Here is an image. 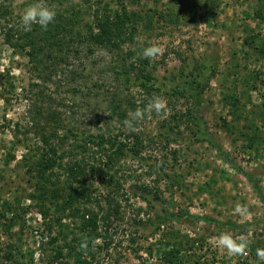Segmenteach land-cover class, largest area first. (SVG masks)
Returning <instances> with one entry per match:
<instances>
[{
	"label": "rangeland",
	"instance_id": "374dc122",
	"mask_svg": "<svg viewBox=\"0 0 264 264\" xmlns=\"http://www.w3.org/2000/svg\"><path fill=\"white\" fill-rule=\"evenodd\" d=\"M22 1L10 0L19 19L28 7H22ZM96 1L117 6L116 0L37 3L62 12L84 9L89 4L95 7ZM257 1L217 0L213 4L212 0H125L128 9L143 15V22L134 43L121 46L119 57L128 58V51L140 47H158L159 53L150 61L158 77H164L167 83L181 69L187 74L193 67L201 68L205 83V73L212 71L205 67H214L200 109L202 127L215 146L208 140H198L180 125L181 133L174 134V140L163 147L164 141L157 136L158 126L171 109L162 115L151 105L149 110L154 113L149 111L137 129L143 138L155 137L158 142H144L142 161L126 159L120 163L118 173L125 177L121 180L123 194L117 197L120 216L111 219L109 225L100 223L93 243L96 264H167L162 256L167 240L161 241L160 235L170 229L196 238L191 248H187L190 244L183 247L182 264H264L257 255L258 250H264V202L243 175H252L264 198V57L243 44L250 33L264 38V21L253 15ZM205 6L209 13L203 10ZM146 15L151 20L145 27ZM83 19H88V14H83ZM2 26L0 20V264H72L70 258L51 262L53 245L60 240L48 244L47 239L55 235L57 227L52 226L49 232L37 209L29 206L31 179L25 170L29 156L23 155L30 153L28 145H35L38 139L33 132L23 131L29 120L28 97L38 92V105L53 110L54 116L65 119L66 124L94 133L103 129L109 92L115 85L110 67L119 59L118 50L92 46V52H87L82 47L79 56L64 61L50 59L49 66L36 69L35 62L23 52L4 43ZM32 83L37 86L31 92ZM130 91L135 94L136 89L131 87ZM233 99L242 117L238 120L230 112ZM161 102L163 106L164 100ZM185 107L186 100H177V109L183 111ZM115 121H110V128L117 127ZM254 125L257 140L254 148H248L239 134L243 127ZM148 164L160 166L162 175L157 182ZM135 183H143L150 191ZM94 186L98 184L94 182ZM3 200L8 202L5 207L1 205ZM165 214L173 216L157 224ZM62 221L72 223L68 218Z\"/></svg>",
	"mask_w": 264,
	"mask_h": 264
},
{
	"label": "trees",
	"instance_id": "16d2710c",
	"mask_svg": "<svg viewBox=\"0 0 264 264\" xmlns=\"http://www.w3.org/2000/svg\"><path fill=\"white\" fill-rule=\"evenodd\" d=\"M38 1L42 0H24L20 5L30 6ZM216 1L212 0L213 4ZM100 2L96 1L98 4L95 7L89 4L84 9L56 11V18L47 29L33 25L30 31H25L19 17L14 15L10 0H0L3 41L13 49L23 52L30 62H35L36 69L40 65L49 66L50 59L57 61L59 57V60L64 61L69 56H79L82 47H85L87 52H92V46H100L110 51L118 50V56L125 42L134 43V36L142 25L143 15L128 9L125 0H116L115 7H111L108 2H103L102 5ZM263 2L264 0L257 1L253 10V15L261 22L264 21ZM203 8L209 13L206 6ZM85 13L88 14L86 20L83 19ZM146 18L145 27L151 20L148 15ZM243 44L260 57H264V38H260L258 33L246 35ZM143 51V47L137 51H128L129 59L118 56L115 65L110 67L115 85L109 90L107 121L104 122L103 129L100 127L95 133L88 128H78L70 122L64 123L65 119L54 116L50 108L44 110L36 101L38 92L28 97L29 120L23 131L33 132L38 142L28 145L27 151L30 153L23 155V158L29 156L25 170L30 175L31 190L27 196L29 206L37 209L45 228L50 232L52 226L57 227L55 235L47 239L48 244H55L60 240L53 245L51 262L70 258L72 264H96L93 243L99 235V225H109L111 219L120 216L117 197L123 194L120 192L121 180L125 178L123 173H118L121 169L120 163L126 159L142 161L141 153L146 146L144 142L157 144L160 140L164 141V147L174 140V134L181 133L182 125L198 140H208L215 146L202 127L200 109L202 95L209 77L214 74V67L204 66L205 69L212 70L211 73H205V83L201 78V68L197 70L196 67L188 70L187 74L181 69L179 75L170 78V83H167L164 77H158L155 64L151 63L150 58L143 56ZM36 86L37 84L32 83L29 90L32 92ZM131 87L136 89L135 94L130 91ZM179 99L186 100L183 111L176 108ZM157 100H164L159 114L164 115L168 108L171 110L159 123V139H145L137 128L149 111L154 113L149 107ZM235 102L236 99H233L230 112L233 111L235 119L238 120L242 117L236 110ZM137 111L141 113L140 120L139 117H134ZM112 119L117 123L115 129L109 126ZM126 122H130L131 126ZM256 133V125L247 126L241 129L239 136L247 142L248 148H254ZM216 149L220 156L229 161L227 154L222 152L220 147ZM148 166L149 173L157 175V182L162 175L160 166ZM243 175L255 187L264 202L252 175L246 172H243ZM163 176L166 177L167 174L164 173ZM94 182L98 187L94 186ZM134 186L150 191L143 183H135ZM154 196H157V192ZM1 205L5 207L8 202L3 200ZM172 216L165 214L159 217L157 224ZM65 218L72 222L71 225L62 221ZM8 221L9 224L12 223V217ZM160 237L161 241L167 240L164 241L167 250L162 252L163 260L167 264L184 263L183 247L190 244L187 248H191L196 242L195 237L191 238L179 230L172 229L161 233ZM194 262L197 263L198 259Z\"/></svg>",
	"mask_w": 264,
	"mask_h": 264
},
{
	"label": "clouds",
	"instance_id": "9594fccd",
	"mask_svg": "<svg viewBox=\"0 0 264 264\" xmlns=\"http://www.w3.org/2000/svg\"><path fill=\"white\" fill-rule=\"evenodd\" d=\"M57 12L55 9L43 4L34 3L23 10L20 17L21 25L25 31H30L33 25H39L43 29L52 24L56 18ZM159 53V48L155 46L147 47L143 51V56L151 58ZM154 106L157 110L162 107L160 100L155 101ZM140 111L134 114V117H140ZM131 126L130 122H126ZM233 251H241L242 249H232ZM257 255L260 259L264 260V250H258Z\"/></svg>",
	"mask_w": 264,
	"mask_h": 264
}]
</instances>
